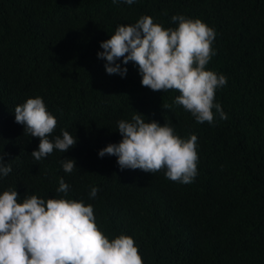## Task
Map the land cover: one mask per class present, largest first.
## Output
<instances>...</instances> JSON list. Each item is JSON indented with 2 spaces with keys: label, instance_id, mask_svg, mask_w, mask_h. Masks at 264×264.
<instances>
[{
  "label": "trees",
  "instance_id": "1",
  "mask_svg": "<svg viewBox=\"0 0 264 264\" xmlns=\"http://www.w3.org/2000/svg\"><path fill=\"white\" fill-rule=\"evenodd\" d=\"M145 15L164 28L184 15L215 30L206 68L227 77L215 94L227 119L213 109L212 124L196 122L174 103L177 90L142 86L133 62L118 61L124 77L106 73L100 42ZM37 96L57 119L53 135L77 136L67 152L40 161L31 155L39 138L24 134L14 112ZM139 113L198 137L192 183L164 170H121L115 156L98 155L122 139L118 121ZM0 154L12 168L0 194L91 204L102 232L131 236L143 264H264V0H0ZM66 158L75 159L72 173L63 171ZM61 177L67 194L56 191Z\"/></svg>",
  "mask_w": 264,
  "mask_h": 264
},
{
  "label": "clouds",
  "instance_id": "2",
  "mask_svg": "<svg viewBox=\"0 0 264 264\" xmlns=\"http://www.w3.org/2000/svg\"><path fill=\"white\" fill-rule=\"evenodd\" d=\"M124 2L132 5L135 0ZM171 20L177 27L164 28L147 15L134 24L118 25L109 39L100 42L103 51L97 53L106 61V73L124 77L127 67L118 61L123 65L133 62L142 86L152 91L177 90L180 95L174 103L189 111L196 122L212 124L213 109L220 119H227L215 102L216 90L227 84V77L206 68L216 54L212 47L215 30L198 18L173 15ZM14 112L24 134L39 138L38 148L31 152L36 161L54 150L65 153L76 145L77 136L66 130L53 135L57 119L42 97L27 98ZM117 130L122 139L109 143L98 155L115 156L121 170L152 174L164 170L167 179L182 184L192 183L198 175L195 134L181 138L169 123L145 120L140 113L133 114L131 120L118 121ZM61 165L66 173L77 167L74 158L63 159ZM11 171L0 154V178ZM69 189L61 177L56 191L67 194ZM97 192L98 188L92 187L90 198ZM0 264H143V260L131 236L121 234L109 240L97 226L91 204L37 195L21 200L19 193L9 188L0 194Z\"/></svg>",
  "mask_w": 264,
  "mask_h": 264
}]
</instances>
